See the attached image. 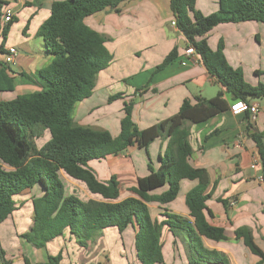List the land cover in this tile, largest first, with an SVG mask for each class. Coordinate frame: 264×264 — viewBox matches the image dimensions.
<instances>
[{
    "label": "trees",
    "instance_id": "16d2710c",
    "mask_svg": "<svg viewBox=\"0 0 264 264\" xmlns=\"http://www.w3.org/2000/svg\"><path fill=\"white\" fill-rule=\"evenodd\" d=\"M128 0H61L51 4L49 15L40 25L37 36L42 39L48 66L32 75L19 73L23 84L38 88L14 99L0 100V224L15 210L14 197L25 190L37 189L39 196L31 199L32 226L22 239L36 249L67 231L80 247H86L98 233L115 228L119 233L135 225L134 248L141 264L163 262L160 244L165 227L174 237L184 235L187 249L194 256L190 264H228L216 251L204 248L201 237L220 242L225 240L224 229L208 223L212 213L206 206L211 191L207 172L189 164L192 148L189 125L204 122L227 111L230 105L224 92L249 104L264 97V83L248 84L240 68L231 67L223 54V43L212 51L207 44L210 31L221 24L242 22L264 23V0H219L218 9L201 15L195 9L196 0H169L175 28L184 36L186 48L192 47L207 73L221 89L205 99L199 96L184 99L173 116L139 130L132 119V101L123 104L119 133L113 137L106 130L83 127L73 120L77 103L91 97L97 75L106 70L112 55L105 46L106 39L85 25L84 19L106 9L118 11ZM8 0H0V36L5 40L12 17L1 23V11ZM6 49L0 44V94L15 91L14 72L3 62ZM178 57L174 48L155 70H162ZM122 94L109 96L108 102L122 99ZM248 115V114H247ZM249 118V115H248ZM47 131L48 139L37 147L34 139ZM256 153L264 165V130L250 135ZM157 138L167 140L163 156L158 155V166L147 165L148 175L137 180L130 189L134 197L120 199L119 182L111 176L100 182L88 169V163L117 156L128 147L147 151ZM147 153V152H146ZM82 183L99 200L83 201L74 194H65L59 173ZM196 181L186 196L190 218H182L164 211L161 221L152 220L148 204H168L176 199L181 180ZM166 187L160 194L151 192ZM223 204L224 201H220ZM251 254L256 264L264 263V254L256 246L247 228L234 232ZM61 253L47 257L45 263L60 264ZM24 264H31L23 257Z\"/></svg>",
    "mask_w": 264,
    "mask_h": 264
},
{
    "label": "crops",
    "instance_id": "0c3cea01",
    "mask_svg": "<svg viewBox=\"0 0 264 264\" xmlns=\"http://www.w3.org/2000/svg\"><path fill=\"white\" fill-rule=\"evenodd\" d=\"M8 1V6L14 12L13 17L20 23L21 36L14 38L8 46L15 47L17 54L14 64L10 65L15 77V91L0 94V100L6 101L38 90L33 85L23 84L18 74L32 75L50 63L51 56L47 55L37 31L48 17L51 4L61 0ZM218 1L196 0L195 9L201 15L211 14L218 9ZM171 22L169 0H128L120 4L117 12L106 9L84 19L86 26L106 39L105 46L112 55V61L106 70L97 75L91 97L75 106L74 120L78 125L106 130L115 137L119 133L125 102L132 101V119L142 130L173 116L184 99L194 102L196 96L210 99L217 94L221 87L207 73L197 55L190 57L185 66L181 65L187 60L184 54L186 40ZM262 28L264 23L221 24L207 36V44L212 51L217 49L220 41L223 43V54L231 67H249L252 70L253 77L249 84L253 86L264 83V73L256 69L264 51V34H260ZM174 48L178 57L162 70L156 71L155 68ZM130 68L138 69L131 72ZM115 94H122L123 98L109 103V96ZM223 97L229 105L232 104L231 95L224 92ZM93 98L98 102L85 105ZM135 100L139 101V105L134 106ZM252 102L258 105L253 122H250L246 113L233 115L228 109L204 122L189 125V143L192 148L189 164L193 168L204 169L210 181L206 193L211 191L212 195L206 206L213 216L207 218L208 223L223 228L226 238L214 242L201 237V242L204 248L223 255L228 264H256L259 261L242 240H236L234 232L238 228L250 230L254 243L264 254V165L258 160L255 169L251 168L254 157L258 159V156L250 137L264 130V97ZM103 105L106 108L101 109L102 114L111 111L107 109L116 105L114 112L110 113L112 115H107L112 121H108L107 117L102 122L85 120L86 109L92 113L98 110L96 107ZM142 110L144 115L140 113ZM155 140H160L157 150L155 144L149 145L147 151L134 145L117 156L89 162L88 169L100 182L116 176L120 199L134 197L130 189L136 187L139 178L148 175L149 163L157 168L158 155L164 153L167 140ZM59 176L68 183L67 194H74L83 201L99 200L82 183L69 179L62 172ZM196 184V181L181 180L175 200L163 205L148 204L152 220L161 221V214L167 211L192 222L185 200ZM165 190L166 187L151 194H160ZM37 196L39 192L33 188L14 197L15 210L0 224V264H24L23 257L31 264L45 263L49 255H62L63 250L67 256L66 244L73 253L82 255L80 251H84L82 256L85 257L77 262L69 260L68 264H101L99 242L94 247L93 243L94 238L104 240L107 234L121 239L123 249L128 251V256L125 255L126 264H141L134 248L135 225L122 233L115 228H106L88 241L86 247H80L67 231L48 242L44 248L32 247L22 239V235L32 226L31 199ZM62 243L65 247H62ZM160 244L163 256L161 264H190V259L194 258L187 249L186 237H174L165 227L161 231ZM88 252L94 253L95 257L89 259ZM101 254L108 257L110 253L102 249ZM63 257L60 263H64Z\"/></svg>",
    "mask_w": 264,
    "mask_h": 264
},
{
    "label": "rangeland",
    "instance_id": "374dc122",
    "mask_svg": "<svg viewBox=\"0 0 264 264\" xmlns=\"http://www.w3.org/2000/svg\"><path fill=\"white\" fill-rule=\"evenodd\" d=\"M4 11H5V6L2 8V11H1V23H2V25H6L5 22H3ZM16 24H18L19 26L16 27L15 26ZM20 30H21L20 23H18V21H15L9 27V29L7 31V34H6V37H5V40L0 36V44H3L4 47L6 49H8L9 48L8 46H10L12 40L14 38H16L18 35L21 36ZM260 34H264V28H262V30H260ZM136 64H140V63L136 62ZM237 68H240L242 70L243 75H244V80L249 84V81L251 82V78L253 77L252 70H250L249 67H237ZM136 69H138V68H135V69L134 68H130V71L133 72ZM256 69L259 70V71H261L262 73H264L263 72L264 71V51H263V53L260 56V60L257 63ZM117 71H118V69H117ZM118 73H119V71L117 72V74ZM86 100H84V101H86ZM97 102L98 101L95 98H93L91 100H88L87 101V104H85V105H88L89 106L90 103L95 104ZM134 102H135L134 103V106H136V104L139 105V101L138 100H135ZM77 105L78 104H76L75 106H77ZM96 108L98 110H94V111H92V113H88V110L86 109V113H85L86 115L84 116V118H85L86 121L91 122V120L96 119V122H102V121L106 120L105 117H107V115L108 116L109 115H112L110 113L111 112H114V109L116 108V105H113L111 108H108L107 110H111V111H106L107 113L104 112L103 114H102V110L101 109L106 108L105 105H103L102 107H99V108L96 107ZM75 113H76V109L74 107L73 115H72L73 120H74V114ZM140 113L142 115H144V110H142ZM98 115H99V118H98ZM107 119H108V121H112L113 120V119H111L109 117H107ZM74 122L77 124V121L76 120H74ZM90 128H92V127H90ZM40 135L41 136H39L38 138H35L34 139L35 144H36L37 147H41L47 141L49 134H48L47 131H44V132L40 133ZM159 142H160V140H155L150 145H154L155 144V150H157L158 143ZM152 156L154 157V155H152ZM161 156H163V154H161ZM61 181H62V183H63V185L65 187V194L66 195H69V194H67V192H68L67 191L68 183L64 179H61ZM98 242H99L98 249H99V252H100L99 262H101V264H126V262H125L126 261L125 260V255L128 256V251L123 249V245H122V242H121V239L120 238H118V237L117 238H114L113 235H110V234H107L105 236V239L104 240H98L97 238H94L93 247L95 246L94 244H96ZM66 246H67L66 248L68 249L67 250L68 251V255L66 256V252L64 250L62 251V257L64 256L63 257L64 258L63 259L64 260V263H60V264H68V261L69 260H71L70 262H77V261H79L81 259V257L83 259H85V257L82 256L84 254V251L83 252L80 251V253H82V255H79L78 252L73 253L72 249H70V247H69L68 244H66ZM62 247H65L64 243H62ZM102 249H104V250H106V252L110 253L108 255V257H107L106 254H105L106 256H103L101 254ZM91 257H95V254L94 253L90 254L88 252V258L90 259Z\"/></svg>",
    "mask_w": 264,
    "mask_h": 264
},
{
    "label": "built area",
    "instance_id": "2783aa9c",
    "mask_svg": "<svg viewBox=\"0 0 264 264\" xmlns=\"http://www.w3.org/2000/svg\"><path fill=\"white\" fill-rule=\"evenodd\" d=\"M13 15H14V12L12 8H6L4 11L3 22H5V24L9 23ZM171 24L175 26V23L173 21L171 22ZM16 54H17L16 48L9 47L8 49H6V54L3 56V62L9 66L14 64ZM184 54L187 60L181 63L182 66H185L187 64L188 60H190V57L192 58L194 55H196L192 47L186 48ZM191 61L195 62L194 59H192ZM229 110L233 115H238L240 113H246L249 115L250 122H253L258 112V105L254 102H250L249 104H247L244 101L238 100V101L233 102L230 105ZM258 160L259 158L257 159L256 157H254V161L251 164L252 169H255L258 163Z\"/></svg>",
    "mask_w": 264,
    "mask_h": 264
}]
</instances>
